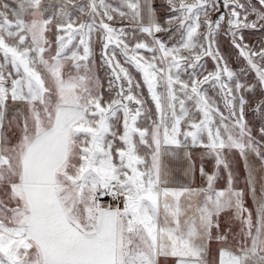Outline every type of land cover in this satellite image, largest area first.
<instances>
[{
    "label": "snow or ice",
    "instance_id": "obj_1",
    "mask_svg": "<svg viewBox=\"0 0 264 264\" xmlns=\"http://www.w3.org/2000/svg\"><path fill=\"white\" fill-rule=\"evenodd\" d=\"M0 264H264V0H0Z\"/></svg>",
    "mask_w": 264,
    "mask_h": 264
}]
</instances>
